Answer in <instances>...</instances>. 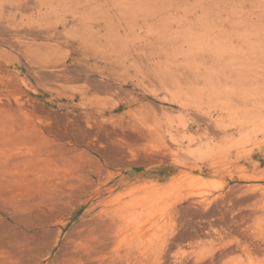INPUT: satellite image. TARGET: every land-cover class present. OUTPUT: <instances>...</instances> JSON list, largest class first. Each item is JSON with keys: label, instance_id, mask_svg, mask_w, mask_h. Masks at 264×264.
<instances>
[{"label": "rangeland", "instance_id": "obj_1", "mask_svg": "<svg viewBox=\"0 0 264 264\" xmlns=\"http://www.w3.org/2000/svg\"><path fill=\"white\" fill-rule=\"evenodd\" d=\"M0 264H264V0H0Z\"/></svg>", "mask_w": 264, "mask_h": 264}]
</instances>
